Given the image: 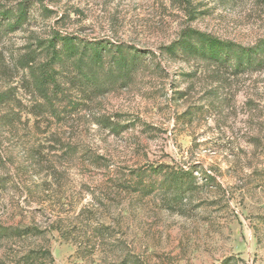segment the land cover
I'll list each match as a JSON object with an SVG mask.
<instances>
[{
	"label": "rangeland",
	"instance_id": "obj_1",
	"mask_svg": "<svg viewBox=\"0 0 264 264\" xmlns=\"http://www.w3.org/2000/svg\"><path fill=\"white\" fill-rule=\"evenodd\" d=\"M187 30L254 46L264 0H0V264H264V68L170 54Z\"/></svg>",
	"mask_w": 264,
	"mask_h": 264
},
{
	"label": "trees",
	"instance_id": "obj_2",
	"mask_svg": "<svg viewBox=\"0 0 264 264\" xmlns=\"http://www.w3.org/2000/svg\"><path fill=\"white\" fill-rule=\"evenodd\" d=\"M55 35L70 45H76L75 39L70 36L62 37L58 33H55ZM92 44L90 50L96 54V57L101 58L99 43ZM49 47L51 50L49 62L43 65V70L33 76L35 86L45 93L48 86L53 89L56 85V70L53 65L56 60H61L62 56V52L56 49L54 41L49 44ZM116 47L118 54H121L122 46L118 45ZM166 49L170 54L175 53L176 49H179L190 57H198L211 62L220 70H229L233 75L260 71L264 68V39L258 41L254 46L245 47L233 41L219 39L208 33L187 30L180 35L177 41L167 46ZM134 58L132 57L128 61L126 57L119 56V62L124 67H130ZM31 61V58H26L23 66H28ZM193 179V176L188 171H165L162 173L161 182L166 185L165 187L169 191L171 190L174 196H177L181 195V193L183 194L192 186Z\"/></svg>",
	"mask_w": 264,
	"mask_h": 264
}]
</instances>
